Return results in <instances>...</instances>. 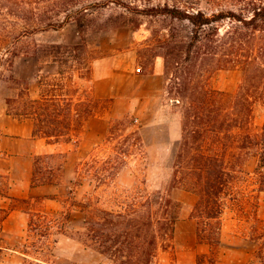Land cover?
<instances>
[{
    "label": "rangeland",
    "instance_id": "obj_1",
    "mask_svg": "<svg viewBox=\"0 0 264 264\" xmlns=\"http://www.w3.org/2000/svg\"><path fill=\"white\" fill-rule=\"evenodd\" d=\"M64 1L0 0V35L7 39L0 50V132L4 135L0 141L8 137L4 130L10 123L8 120L21 126L13 124L10 129L23 133L32 124L26 123V118L7 113L5 99L25 90L24 80L28 82L32 98L52 88L51 82L66 86L65 90L57 86V93H74L78 89L77 96L85 92L84 95L92 97L93 94L85 90L89 88L88 77H96L94 69L99 61H104L100 74L107 75L114 68L118 72L116 83L126 85L129 81L123 77L125 72L137 69L139 74H149L155 61L162 58L166 67V97L172 105L169 113L171 118L181 117L183 127L188 106V99L181 91L184 79L200 78L212 89L235 95L245 82L243 62L247 57L258 56L264 63V34L253 39L244 30V42L236 45L228 36L231 27L238 26L233 25L232 20L220 23V42L214 38L213 29L207 28L205 38L191 47L194 27L189 22L144 12L165 4H188L208 13L241 12L245 0H72L68 7L62 4ZM59 8L63 10L60 13ZM67 8L71 11H66ZM67 12L72 19L63 28H33L48 22L60 24ZM78 19L86 25L84 37L79 32ZM4 57H10V62L3 61ZM232 59L238 64L230 62ZM78 71L85 78H81ZM11 75L20 80L19 83L11 80ZM102 86L110 88L108 83ZM260 93L264 90H254V94ZM100 106L99 115L110 118L107 132L102 136L96 133L97 129H84L74 138L61 141L63 145L56 147L60 151L33 157L34 176L38 156L61 154L45 161L46 165H64L61 182L32 185L40 187L34 197L25 196L28 201L18 197L20 199L7 203L8 208H0V219L15 207L24 212L23 220L16 219L5 230L0 228V264H120L102 254L85 234L89 211L100 208L123 212L130 219L142 214L148 220L149 198L154 193H169L181 203L182 211L174 238L171 240L161 233L157 256L151 264H250L256 261L257 244L250 237L255 220H264V191L260 190L257 156L248 158L226 190L222 243L216 253L208 243L198 242V223L190 217L197 196L170 188L183 137L169 143L166 130L144 126L143 122L155 113L152 104H141L128 114H122L125 110L122 104L119 116L109 115L111 102L103 101ZM137 109H143L140 121ZM253 121V131L259 132L264 122V103L255 105ZM112 123L116 128L111 134ZM12 138L9 135V139ZM6 142L10 141L6 139ZM16 146L24 153L29 149L26 143ZM5 148L6 145L0 144V166L1 163L7 166L5 160L9 156ZM23 157V153L16 154L14 159L19 176L26 174ZM1 175L7 176L0 177V193L4 195L9 189L10 176Z\"/></svg>",
    "mask_w": 264,
    "mask_h": 264
},
{
    "label": "trees",
    "instance_id": "obj_2",
    "mask_svg": "<svg viewBox=\"0 0 264 264\" xmlns=\"http://www.w3.org/2000/svg\"><path fill=\"white\" fill-rule=\"evenodd\" d=\"M62 4L68 7L72 5V0H65ZM62 11V8H59L58 13ZM66 11L71 10L67 8ZM144 12L189 22L194 27L191 47L205 38L204 31L207 28L213 29L214 38L220 42L219 25L228 19L233 21V25L238 24L232 26V30L228 32V36L236 45L244 42L245 31L249 32L250 38L253 39L259 38V34H264V1L245 0L241 12L217 10L208 13L188 4H165L148 8ZM71 19V13L67 12L65 20L60 24L48 22L45 26L33 28H63ZM77 23L79 32L84 37L86 25L82 19H78ZM6 41V36L0 35V50ZM199 56L198 51L197 59ZM260 60L258 56H249L243 62L245 82L235 95L212 89L200 78H186L181 84L182 96L188 99V106L185 111L183 140L174 164L170 188L183 189L197 196L190 217L198 223V242L208 243L216 253L222 243L224 195L236 173L241 172L250 156L259 158L260 190L264 191V122L259 132L253 131L255 105L257 102L264 103V93L254 94V90H264V63ZM3 61L10 62V57H4ZM230 62L238 64L237 60L232 59ZM60 74L64 75L62 72ZM81 74L83 73L80 72V77L85 78ZM10 79L17 83L20 81L13 75ZM88 79L91 80L89 77ZM24 82L27 85L25 90L16 97L5 99L7 113L17 118H31L34 121L33 137L46 139L50 143H59L77 136L81 133L84 123L98 114L101 102L112 101L95 99L93 95H84L85 92L82 96H77L80 92L78 89L74 93H57V86L61 85L52 82V88L46 93L41 94L39 98H32L28 82ZM61 89L65 90L66 86L62 85ZM85 91L91 93L88 89ZM115 128L112 123L111 134ZM3 136L0 132V139ZM59 155L61 154H46L36 158L33 186L61 182L64 165L45 164L46 160L55 159ZM101 180L103 179L100 178ZM4 195H8V191L4 192ZM149 201L151 209L148 220L142 214L130 219L123 212L90 209L85 222V234L94 241L102 254L114 262L151 264L157 256L161 233L171 240L174 238L176 225L181 219L182 205L169 193H154ZM4 218L5 216L0 219V228ZM255 223L250 238L257 244L256 261L250 264H264V220L256 219Z\"/></svg>",
    "mask_w": 264,
    "mask_h": 264
},
{
    "label": "crops",
    "instance_id": "obj_3",
    "mask_svg": "<svg viewBox=\"0 0 264 264\" xmlns=\"http://www.w3.org/2000/svg\"><path fill=\"white\" fill-rule=\"evenodd\" d=\"M104 65V61H99L97 66H95L94 73L96 77L89 80L90 92L99 99H110L111 106L109 115L110 116H119L118 109L120 105L125 106V110L122 114H128L134 112L136 108L141 106V104L147 103V105H153L155 113L148 120L143 122L144 126L148 127H158L161 130H166L168 132L169 143H174L182 139L183 137V127L181 122V117L175 116L171 118L169 110H171V104L168 102L166 97V67L165 61L162 58H158L153 67V71L149 74H139L137 69L130 70V72H125L123 77L129 81V84H117L115 81V76L118 73L116 69H110V72L105 75L100 74ZM103 83L110 84V88H103ZM39 98V97H37ZM140 119L143 117V109H137ZM98 113L95 116L90 117L83 126L82 132L84 129L92 130L97 129V134L102 136L107 132L108 127V117L99 115ZM8 126H4L5 132L10 142H6V139L1 140L0 144L6 145L5 150L8 152V160H5L7 166H3L1 163L0 172L10 176V185L8 189V195H3L0 193V208H8L7 203L9 201H14L20 199H26L25 196L30 197L36 195V191L40 187L32 186V177H33V157L41 153H50L60 151L56 148L63 143H48L46 139L34 138V121L31 118H26V123H32L28 130L23 133L22 131H14L10 129V125H15L16 123L8 120ZM16 126L20 127L18 124ZM9 135L13 138L9 139ZM45 141V142H44ZM26 143L29 146L27 153H24L17 148L16 145ZM24 154L23 157L26 161V174L19 176L16 172L18 169V164L16 162V154ZM0 173V174H1ZM24 197V198H23ZM31 197V198H33ZM24 212L19 208H13L10 210L9 214L4 218L2 222L3 230H5L10 223L18 220H23Z\"/></svg>",
    "mask_w": 264,
    "mask_h": 264
},
{
    "label": "built area",
    "instance_id": "obj_4",
    "mask_svg": "<svg viewBox=\"0 0 264 264\" xmlns=\"http://www.w3.org/2000/svg\"><path fill=\"white\" fill-rule=\"evenodd\" d=\"M138 71L141 72V69L139 68Z\"/></svg>",
    "mask_w": 264,
    "mask_h": 264
}]
</instances>
